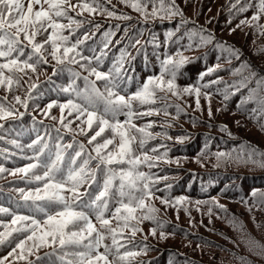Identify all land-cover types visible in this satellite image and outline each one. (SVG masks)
Returning a JSON list of instances; mask_svg holds the SVG:
<instances>
[{
  "label": "trees",
  "instance_id": "obj_1",
  "mask_svg": "<svg viewBox=\"0 0 264 264\" xmlns=\"http://www.w3.org/2000/svg\"><path fill=\"white\" fill-rule=\"evenodd\" d=\"M27 2L24 0L25 7ZM83 2L91 3V0H71L72 5ZM256 2L253 0L254 5ZM97 3L115 16H108L100 8L92 13L83 11L82 14L79 7L68 9V16L82 23L79 26L71 24L70 28L62 31L68 41L57 55H62L64 46L81 41L76 49L81 54L76 57L79 63L70 64L65 60L64 64H58L50 55L51 44H45L42 52L47 63L39 64L35 72L25 69L16 73L19 83L13 82L10 89L6 84L0 86V103L5 106L11 104L16 110L13 117L0 120L4 126L0 129V167L5 169L0 172V208L8 209L7 213H0V233L20 226V222L12 224L13 214L41 221L45 218L35 211L31 200L22 198L19 191L22 189L27 194L42 187V182L35 181L31 172L25 175L16 171L37 163L33 158L34 150L27 145L37 139L48 145L40 156L44 163H50L57 150L61 151L64 157L61 167L66 176L68 168L73 166L70 161L76 152L81 151V144L84 145L82 155L73 167H78L90 155L95 157L96 144L114 136L110 129H106L89 144V139L98 130L97 125L94 123L89 130L87 124L81 123L86 116L76 119L74 111L69 115L70 107L61 112L59 105H67L69 100L76 101L73 92H63L62 88L74 83L76 89L82 91L88 86L84 77L95 80V76H90L81 65H87L91 60L92 67L108 72L123 54L122 71L116 79L118 87L115 91L127 98L141 89L149 77L161 75L162 61L171 58L175 62L186 57V62L174 69L178 95L167 90L157 91L154 104L133 102L136 112L152 110L151 115L133 118L132 122L137 127L151 125L146 129L151 138L142 149L134 144L135 154L142 158V154L147 153L153 158L151 168L147 164L138 165L139 171L151 177V196L145 200L146 207L137 209L135 215H152L155 219L139 222L137 227L141 230L135 236H132L130 228L118 236L125 246L120 249L121 254L125 251L139 253L121 264H264V256L257 254L260 248L249 244L251 240L264 247V168L244 162L249 153L256 161L262 159L260 154H264V110L258 103L259 98L264 97V14L259 21H251L256 7L239 13L231 8L235 0H176L182 15L160 18L161 13L146 19L121 0H97ZM158 4L159 0H156V6ZM39 7L35 5L34 10H39ZM152 7L151 3L147 5L149 13ZM123 16L130 19L116 18ZM245 19L250 23L241 24L240 21ZM58 22L69 24L66 17L58 18ZM51 31L48 29L38 34L36 42L43 43ZM106 32L114 35L108 47L104 48ZM193 32L202 33L205 37L210 35L212 41L204 44L199 36L191 35ZM22 46L25 55L21 60H24L32 48L27 41ZM97 56L101 57L99 64L94 59ZM4 62L0 59V63ZM209 69L214 71L209 72ZM74 73H79V76ZM5 75H9L7 70ZM170 78V73H165L164 79ZM242 81L247 87L237 91ZM96 85L104 90L103 81H96ZM184 88H199V97L195 91L184 92ZM253 89H257L256 99L248 100ZM16 96L27 102V108L16 102ZM49 104L54 106L49 109ZM117 119L123 122L126 117L119 115ZM136 135L138 138L141 136L140 133ZM12 140L21 147H15L10 143ZM119 143V136H116L114 145H109L104 151L117 150L115 146ZM218 153L225 155L218 157ZM96 164L97 160L93 159L89 166L95 169ZM33 171L42 174L43 169ZM103 179L104 171L101 169L96 183L80 189L89 193L85 199L102 190ZM117 206L115 199L110 200V211L106 213L114 228L118 224L111 218V211ZM149 207L158 211L149 213ZM92 220L96 223L94 216ZM96 226L99 228L98 223ZM152 229L156 230L155 235H152ZM27 235L30 233L12 232L0 245L3 264H65V260L75 259L68 255L61 260L64 251L71 253L75 249L62 250L58 243L30 247L31 254L26 249L22 253L16 244L25 240L26 245L29 242ZM104 243L110 245L111 240L106 239ZM99 251L104 252V248ZM22 254L25 259L20 258ZM108 259L112 261L114 258L109 255Z\"/></svg>",
  "mask_w": 264,
  "mask_h": 264
},
{
  "label": "snow or ice",
  "instance_id": "obj_2",
  "mask_svg": "<svg viewBox=\"0 0 264 264\" xmlns=\"http://www.w3.org/2000/svg\"><path fill=\"white\" fill-rule=\"evenodd\" d=\"M121 2L126 3L133 10L140 12L146 19L148 16H158L161 13L163 15L160 18L182 15V12L176 6V0H159L158 6H156V0H121ZM149 3L153 4L150 13L147 11ZM35 5L40 6L39 10H34ZM44 5H47V7L45 8ZM66 5L67 7H65ZM93 5L96 6L94 7ZM253 6L256 7L257 11L251 17V21H259L260 16L264 14V0H257L255 5L253 0H235L231 8L239 13H243ZM76 7L81 9V14L83 11L92 13L100 8L97 0H91V3L83 2L78 5H72L71 0H28L26 7L24 0H0V59L5 61L4 63H0V86L6 84L10 89L13 82L19 83V77L16 76V73L24 72L25 69H31L35 72L39 64L47 63V58L42 52L45 44H51L52 51L50 55L58 64H64L65 60L70 64L79 63L76 57L81 56V54L76 49L81 41H77V43L71 46H64L62 55H57L61 51V46L65 45L68 41V37L64 36L62 31L65 28H70L71 24L79 26L82 23L68 16V9H75ZM100 10L107 12V15L110 17L115 16V13L107 11V9L100 8ZM62 17H66L69 20L68 25L58 22V18ZM116 18L130 19L128 16ZM182 23H187V21H182ZM240 23L246 24L250 23V21L245 19L241 20ZM97 27L99 26L97 25ZM48 29L52 31L47 39L43 43L36 42L37 35L47 32ZM113 35L114 33L111 32L104 34V48H107L111 43ZM191 35L199 36L200 41L204 44L212 41L210 35L205 37L202 33L197 32H193ZM87 38L86 36L85 39ZM24 41H27L31 45L32 51L28 54L27 59L21 60V57L25 55L24 46H22ZM70 53H74V55L70 56ZM103 55L104 52L102 51L101 56ZM81 58L88 59L85 57ZM94 59L99 64L101 57L97 56ZM186 60V57H181L175 62L171 58L165 59L162 61L161 75L159 77H149L141 89L127 98L115 91L118 87L116 79L122 71L123 54L118 63L108 72L99 71L97 67H92L91 60H88L87 65H81V67H84L89 72L90 76H95V80H89L88 77H84L88 86L82 91H78L74 83L67 88H62L63 92H73L76 96V101L69 100L67 105H59L61 112L63 113L65 107H70L69 115L74 111L76 119L86 116V119L82 120L81 123L87 124L89 130L92 129L94 123L97 125L98 130L89 139V144L96 141L97 137H100L106 129H110L114 133V136L112 138H105L103 143L96 144L94 148L95 157L90 155L78 167H73L77 163V158L82 155L84 145L81 144V151L76 152L70 161V165L73 166L68 168L66 176L61 167L64 159L61 151L57 150L55 159L50 163H44L40 161V156L43 155L48 145L41 144V139L34 140L31 144L27 145L29 149L34 150L35 156L33 158L37 163L29 164L26 168H19L16 171L25 175L31 172L35 181L42 182V187H37L34 192L27 194L22 189L19 191L22 198L25 201L31 200L35 211L42 213L45 218L41 221L34 217L13 214L12 224L15 225L20 222V226L6 233H0V245L8 240L12 232L30 233V235H27L26 240L33 241V248H39L43 245L51 246L58 243L62 250L68 248L75 249L71 253L64 251L61 260H65V257L68 255L75 257L74 260H65V264H98L100 261H103V264H121V262L126 261L128 258L139 255L137 252L130 251H125L121 254L120 249L125 246L118 239V236H122L124 229L130 228L132 236H135L136 232L141 230L137 227L139 222L155 219L152 215H135L137 209H144L146 207L145 200L151 196V177L143 171H139L138 165L147 164L151 168L153 166L151 163L153 158L149 157L147 153H143L142 158L140 155L135 154L133 145L136 144L142 149L147 140L151 138V133L146 131L151 125L137 127L132 122L133 118L151 115L152 110L147 113L136 112L133 108V102H139L141 105L154 104L156 102L157 91L163 92L167 90L173 95H178L175 83L176 71L174 69H178ZM169 65H172L171 69ZM5 70H7L9 75H5ZM208 71L212 72L214 69H209ZM165 73H170L171 78L165 80ZM74 75L79 76V73H74ZM245 80H247V77H245ZM96 81L104 82L103 91L97 87ZM218 82L215 81V83ZM257 84L259 86L260 82L258 81ZM32 87L35 88L36 85ZM244 87H247V84L242 81L236 90L239 91L240 88ZM183 91L186 93L195 91L197 97L200 94L199 88H184ZM256 93L257 89L250 90L248 100L256 99ZM225 99H228L227 95H225ZM15 100L17 103H23V106L27 108V102L21 101L19 96H16ZM258 103L261 105L262 110H264V97H260ZM53 106V104H49L47 107L51 109ZM197 107H199L198 98ZM15 114L16 110L13 105L9 104L5 106L3 103H0V120H7ZM209 114L211 115V112ZM20 115L22 116L23 114L21 113ZM119 115H124L126 119L121 122L117 119ZM60 123L64 124L63 118H61ZM125 125H127V128H125ZM64 126L67 127L68 125ZM3 127V124H0V129H3ZM81 132L84 133L83 128H81ZM136 133H140L141 136L138 138ZM116 136H119L120 140L119 145L115 146L117 150L105 152L104 150H107L109 145H114ZM10 143L17 148L21 147L16 140H12ZM217 155L219 157L225 154L218 153ZM260 155L262 159L256 161L253 159V154L249 153L247 160L244 162H252L264 168V154ZM93 159L97 160L95 169L89 166L90 161ZM124 165H128L129 167L125 168ZM37 168L43 169L42 174H37L33 171ZM101 169L104 171L102 190L94 197L85 199V197L89 196V193L87 191L81 192L80 189L85 185L90 187L91 184L96 183L97 173ZM3 171L5 169L0 167V172ZM65 193H69L70 195H65ZM255 195L256 193L253 192V196ZM112 199H115L118 205L114 211H111V218L115 219L118 224L115 228L111 226L112 220L106 217V213L110 211V200ZM163 202L167 203V201ZM220 207L222 208L223 206ZM147 211L154 213L158 210L154 207H149ZM7 212L8 209L0 208V213ZM93 216L96 223L99 224V228L96 226V223H93ZM28 221L30 223H24ZM133 221L136 223H133ZM38 231L41 232L39 236H37ZM155 234L156 230L152 229V235ZM163 235L161 233V236ZM106 239L111 240L110 245L104 243ZM37 240L39 243H36ZM249 244L260 248L257 254L264 256V247L259 246L257 242L251 240ZM24 246L25 240H20L16 244V248L21 249L22 253L25 251ZM101 247L104 248V252L102 253L99 251ZM15 250L13 249V252ZM27 251L31 254L32 249L28 248ZM94 253L95 255H93ZM9 255H12V253H9ZM109 255L113 256L114 259L112 261H109ZM20 258L25 259L26 257L22 254ZM0 264H3L2 260H0Z\"/></svg>",
  "mask_w": 264,
  "mask_h": 264
},
{
  "label": "rangeland",
  "instance_id": "obj_3",
  "mask_svg": "<svg viewBox=\"0 0 264 264\" xmlns=\"http://www.w3.org/2000/svg\"><path fill=\"white\" fill-rule=\"evenodd\" d=\"M135 214H137V213H135ZM40 234H41V232L38 231V232H37V236H39ZM48 239H50V238H48ZM36 243H39V241L37 240ZM32 245H33V241H29V242L25 245V246H26L25 249L27 250L28 248L32 247ZM98 264H103V261L98 262Z\"/></svg>",
  "mask_w": 264,
  "mask_h": 264
}]
</instances>
